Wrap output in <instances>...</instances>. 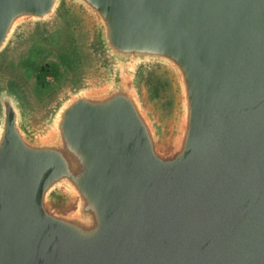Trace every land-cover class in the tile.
Masks as SVG:
<instances>
[{"label":"water","instance_id":"obj_1","mask_svg":"<svg viewBox=\"0 0 264 264\" xmlns=\"http://www.w3.org/2000/svg\"><path fill=\"white\" fill-rule=\"evenodd\" d=\"M72 11L95 76L43 114L0 80V264H264V0H0V71Z\"/></svg>","mask_w":264,"mask_h":264},{"label":"rangeland","instance_id":"obj_2","mask_svg":"<svg viewBox=\"0 0 264 264\" xmlns=\"http://www.w3.org/2000/svg\"><path fill=\"white\" fill-rule=\"evenodd\" d=\"M56 29L59 36L56 44L26 35L0 71V80L16 81L21 85L37 114L45 113L74 83L95 76L100 68L90 47V24L83 15L72 11ZM43 67L54 69L45 85L38 82ZM145 89L150 106L162 123L167 126L174 123L177 94L172 79L153 76Z\"/></svg>","mask_w":264,"mask_h":264},{"label":"trees","instance_id":"obj_3","mask_svg":"<svg viewBox=\"0 0 264 264\" xmlns=\"http://www.w3.org/2000/svg\"><path fill=\"white\" fill-rule=\"evenodd\" d=\"M54 70V69H53ZM52 70V71H53ZM51 71V69H48V68H46V67H43V68H41L40 69V75H39V77H38V82H39V84H41V85H45V83H46V78L49 76V75H51V73H53Z\"/></svg>","mask_w":264,"mask_h":264}]
</instances>
